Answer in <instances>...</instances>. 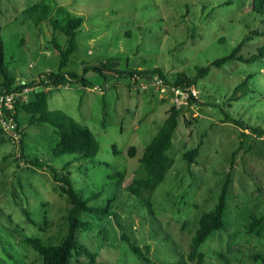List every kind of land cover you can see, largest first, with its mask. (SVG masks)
Returning a JSON list of instances; mask_svg holds the SVG:
<instances>
[{"label":"rangeland","instance_id":"obj_1","mask_svg":"<svg viewBox=\"0 0 264 264\" xmlns=\"http://www.w3.org/2000/svg\"><path fill=\"white\" fill-rule=\"evenodd\" d=\"M39 3L52 11L38 23L42 10L31 8ZM260 6L256 0H0L6 68L20 81H38L57 70L56 44H67L62 28L69 18H83L66 70L84 77L86 86L52 88L48 106L89 128L100 143L93 158L58 155L55 128L28 125L26 114L19 116L26 133L23 155L0 132V264H42L24 239L38 236L56 244L65 234L70 203L58 191L52 168L70 173L72 185L97 209L99 215H82L91 228L77 236L99 259L144 264L122 240L125 234L144 251L149 246L153 261H178L190 249L201 214L214 209L229 179L226 228L202 245L206 263L264 264L255 258L264 255V137L252 131H264V57L212 66L196 83L197 99L182 107L165 180L139 197L127 190L145 147L174 105L151 71L160 68L170 81L179 73L194 77L198 67L230 54L242 41L241 55L258 53L264 46ZM135 70L141 73L133 76ZM25 95L29 99L32 90ZM200 143L190 163L185 152ZM119 172L125 174L121 179Z\"/></svg>","mask_w":264,"mask_h":264},{"label":"trees","instance_id":"obj_2","mask_svg":"<svg viewBox=\"0 0 264 264\" xmlns=\"http://www.w3.org/2000/svg\"><path fill=\"white\" fill-rule=\"evenodd\" d=\"M262 6L264 0H256ZM260 6V7H261ZM34 12L39 9L42 14L37 17V22H41L49 17L52 9L45 4H36L31 8ZM264 13V11H262ZM83 23V18L80 16L69 18L65 28L62 31L67 37V44L60 46L56 44L60 56V62L57 70H50L40 75L39 80L33 79L32 81H20L8 73L5 63V53L3 48V39L0 34V74L3 76L0 82V88H5L9 92L23 91L25 88H33L32 96L27 100H22L18 97L15 101L16 118L19 119L20 114L28 116V125L34 123H49L55 128L56 134L59 137V142L55 148L58 155L62 154H75L80 158H93L97 155L100 149V143L95 134L87 127L76 121L74 118L64 113L63 111L56 110L50 111L48 106L49 93L52 88L56 89L60 86L71 85L72 83L80 82L85 84V78L79 77L76 73L66 70L69 64L70 56L77 49V30ZM57 27V25H56ZM1 32V30H0ZM244 41L239 43L233 51L221 58L216 59L210 65L197 68L196 75L190 77L185 73H179L177 77L170 81L165 72L160 68H154L151 72L158 75L162 80L165 87H189L196 86L199 79L205 78L209 75L211 67H222L227 62L241 61V62H254L258 58L264 57V46L259 48L258 53L251 57H244L241 55ZM141 73L138 70L131 72L133 76ZM250 78L248 76L245 81ZM42 86L44 89L37 91V87ZM235 88L232 97L236 95L239 87ZM170 93V92H169ZM171 94V93H170ZM197 98H190L189 104ZM183 105L176 106L175 104L169 109L168 116L158 132V134L151 140L145 147L144 153L140 158V168L132 182L128 185L127 190L133 196H141L145 192L154 191L166 178L167 173L173 166V160L168 155V151L172 146L173 139L179 123L183 117ZM19 125L23 129L22 139L20 140V149L23 155L26 137L24 131L25 124L19 120ZM244 130H248L247 125H243ZM253 132L261 137H264L263 130L253 129ZM0 132H4L0 127ZM10 140V139H9ZM11 141V140H10ZM188 150L185 152V157L190 163H193L198 157L200 147ZM136 148L134 146L130 149V155L135 156ZM21 155V154H20ZM32 165L43 166L38 160H31ZM66 167H64L65 169ZM52 177L57 184L58 191L66 196L70 203V208L64 216L67 225V230L61 240L56 243H47L40 237H26L24 242L32 247L39 255L42 264H74V262H81V258H85L82 264H116L109 261L99 259V252L90 251L78 239L77 233L81 230H88L91 228V223L82 219L83 214L94 215L99 213L97 209L88 205V201L81 195V193L72 185L70 180V173H64L52 168ZM124 173L119 172V178L124 177ZM230 180H226L218 197V202L214 209L205 211L201 214L199 219V226L192 237L190 249L178 261L163 262L162 264H207L205 254L201 250L202 245L214 237L218 232L226 228V212L228 201V189ZM107 215H112L110 207L105 209ZM27 220L34 223L30 213L24 209ZM47 223V222H45ZM254 225V223H253ZM122 240L126 241L134 253L140 256L144 264H159L153 261L148 253L149 246L146 251L138 246L130 237L122 234ZM257 260L264 262V255L257 254Z\"/></svg>","mask_w":264,"mask_h":264},{"label":"built area","instance_id":"obj_3","mask_svg":"<svg viewBox=\"0 0 264 264\" xmlns=\"http://www.w3.org/2000/svg\"><path fill=\"white\" fill-rule=\"evenodd\" d=\"M155 77V85L163 93L170 92L172 95L171 99L176 106L187 105L189 104L190 98H197L199 95V91L195 86L182 88L174 86L168 89L164 86L163 80L158 75H155ZM32 89L33 88H25L23 91L9 92L5 88H0V127L4 133L8 134L10 140L16 145L20 144L23 129L19 125V119L15 116V101L18 97L22 100H27L25 94Z\"/></svg>","mask_w":264,"mask_h":264},{"label":"crops","instance_id":"obj_4","mask_svg":"<svg viewBox=\"0 0 264 264\" xmlns=\"http://www.w3.org/2000/svg\"><path fill=\"white\" fill-rule=\"evenodd\" d=\"M34 79V78H33Z\"/></svg>","mask_w":264,"mask_h":264}]
</instances>
